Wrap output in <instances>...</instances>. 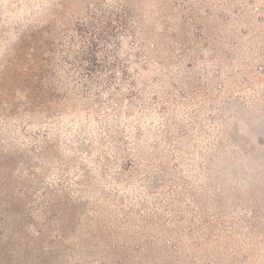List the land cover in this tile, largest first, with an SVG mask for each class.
I'll list each match as a JSON object with an SVG mask.
<instances>
[{"label": "rangeland", "instance_id": "obj_1", "mask_svg": "<svg viewBox=\"0 0 264 264\" xmlns=\"http://www.w3.org/2000/svg\"><path fill=\"white\" fill-rule=\"evenodd\" d=\"M0 264H264V0H0Z\"/></svg>", "mask_w": 264, "mask_h": 264}]
</instances>
